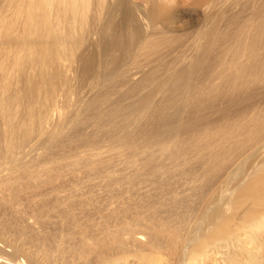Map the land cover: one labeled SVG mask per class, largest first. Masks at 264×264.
<instances>
[{
	"label": "bare ground",
	"instance_id": "obj_1",
	"mask_svg": "<svg viewBox=\"0 0 264 264\" xmlns=\"http://www.w3.org/2000/svg\"><path fill=\"white\" fill-rule=\"evenodd\" d=\"M135 1L0 0V264H259L264 0Z\"/></svg>",
	"mask_w": 264,
	"mask_h": 264
},
{
	"label": "rangeland",
	"instance_id": "obj_2",
	"mask_svg": "<svg viewBox=\"0 0 264 264\" xmlns=\"http://www.w3.org/2000/svg\"><path fill=\"white\" fill-rule=\"evenodd\" d=\"M135 1V0H134ZM145 0H136L135 2H138V3H142V2H144ZM190 1V0H189ZM220 1V2H219ZM218 2H217V4L215 5V7L214 8H212L211 9V15L210 16H205L204 15V12L201 10V11H199V10H195L194 12H191V13H186V14H184V16H186V17H183V16H181V17H183V18H181V21L182 22H186V20L188 19H195L196 21H194V23H195V26H194V28H191V29H189V30H187L189 33H192V32H194L195 31V29L202 23V21L203 22H205L206 24L207 23H209V21L210 20H212V19H214V18H216V15L219 13V11H221L220 9H222V5L224 6V1L225 0H219ZM186 2H187V0L186 1H184V3L182 4V6L180 7V10H182L183 11V8H185L187 5H186ZM219 3V4H218ZM225 7V6H224ZM189 7H187V9H188ZM234 10H236V9H234ZM199 11V12H198ZM229 13V15H230V12L231 11H228ZM193 14V15H192ZM189 16V17H188ZM218 27H219V29L221 28H224V22L223 21H221V22H219L218 23ZM191 35V34H190ZM60 106V105H59ZM59 108H63L64 109V106H62V107H59ZM59 108H57V114H54L53 115V118H52V121L55 123L56 122V120H58L59 119V116H60V114L63 112V109L61 110V109H59ZM61 110V111H60ZM64 111H66V108H65V110ZM61 112V113H60ZM59 114V115H58ZM52 122V123H53ZM38 148L40 149V150H38ZM43 150V148H42V146L41 145H39V143L37 144V150H35V151H42ZM35 151H33L32 152V155H35V154H39L38 152H36L35 153ZM247 248H248V250H251L250 252L255 256V254L257 255V261L259 262V264H264V252H262V253H258L256 250H255V248H251V244H249V245H247ZM257 252V253H256ZM42 260H44V259H42Z\"/></svg>",
	"mask_w": 264,
	"mask_h": 264
}]
</instances>
